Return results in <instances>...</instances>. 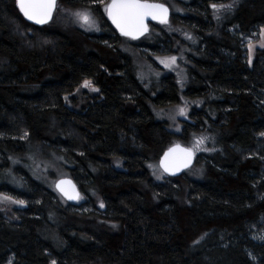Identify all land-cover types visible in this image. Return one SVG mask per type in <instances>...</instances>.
<instances>
[{"label":"trees","instance_id":"trees-1","mask_svg":"<svg viewBox=\"0 0 264 264\" xmlns=\"http://www.w3.org/2000/svg\"><path fill=\"white\" fill-rule=\"evenodd\" d=\"M60 1L88 9L98 31L37 24L17 0H0V170L37 146L65 161L84 200L62 203L15 166L21 186L2 180L0 193L25 206L16 221L0 214V264H264V48L251 65L247 56L264 28V0H238L216 17L211 5L230 0H177L166 24L150 22L131 42L159 70L153 56L186 47L183 91L171 72L144 87L127 38L106 17L109 0ZM84 80L99 91L71 109L65 97ZM181 96L201 104L175 133L153 108ZM195 134L208 138L195 158L203 178L155 181L148 165Z\"/></svg>","mask_w":264,"mask_h":264},{"label":"rangeland","instance_id":"rangeland-1","mask_svg":"<svg viewBox=\"0 0 264 264\" xmlns=\"http://www.w3.org/2000/svg\"><path fill=\"white\" fill-rule=\"evenodd\" d=\"M177 0H167V3H164L168 6L170 11L178 12L180 11V6L176 2ZM238 0H230L227 3L223 4H216V5H234ZM56 8L53 10L52 18L45 24L55 23L56 26L60 27L61 29H64L65 31L72 30V29H81L87 32H96L99 29L98 21L94 17V15L85 8H70L67 7L65 4H63L60 0H56ZM106 6V5H105ZM233 7V6H232ZM231 7V8H232ZM231 8H220L219 10H214L212 8V11L214 13V16L216 17L218 14H221L224 12V10H230ZM89 11L92 15V17L95 20V26L89 27L88 25L82 24L78 18L74 15L78 11ZM168 22V20H167ZM159 24H166V23H159ZM261 29L260 28L256 34V36L249 41L247 44V56H248V63L249 65L252 64L256 51L258 49H263L261 45H264V38L261 37ZM181 37L188 39L189 34L187 32H180L179 33ZM134 41L132 39L127 38L126 42L124 43L123 47L124 49L131 55L133 59L134 66L136 68V73L139 78V80L144 84V87L146 89L151 88L160 78L161 74L164 72H171L176 77L177 85L180 89V91H183L186 86V72H185V65L187 64V59L185 55L183 54L186 52V47H182L180 49V52L178 54H169V55H160V56H153V60L162 68V70H159L152 66L146 59L142 58L138 51L132 47L131 42ZM252 45V51H251V62H249V44ZM176 57V61L174 64H171L170 67H165L163 63H161V60L168 61L170 63L169 58ZM85 81V80H84ZM84 81H82L75 89L74 91L66 96V104L68 107L74 110H81L86 104H88L92 97L97 95L98 91H92L90 88L82 87ZM92 87L96 88L93 84ZM201 104L200 100H191L186 97L181 96L180 101L177 104H172L166 107L162 108H153L154 115L157 119L165 120L167 122V128L175 133H180L182 128V122L181 120H186L188 118V114L190 109L193 106H199ZM184 108L185 113L184 115L179 114V109ZM200 137H204L199 134H195L191 137L188 143H181L179 141H174L168 149L173 148L174 146H179L182 149H190L193 152L191 162L189 167L183 170L187 174L189 178L195 179V180H201L203 178V165L202 164H196L195 158L197 154L201 152L207 151L206 146V140L202 145L199 146L197 149L194 147L196 140ZM35 146V145H34ZM186 157L182 156V151L178 148H174L173 151H169V156L167 157L166 162L172 166V165H178L180 164ZM111 164L116 169H122V160L120 158L114 157L110 159ZM151 165V167H150ZM15 166H22L24 169L27 170L31 174L32 177H34L36 180L41 182L43 185H45L47 188H50L54 190L62 203L67 202H75L80 203L84 200V197L78 193V191L75 188V191L67 192L69 195H75L79 194L78 199H69L67 195H65L62 191H60L57 188V181L59 179L68 178L70 179V173L68 171L67 164L60 156H57L53 153H42L39 148L36 146L31 151H28L26 154H23L21 156L12 157L11 158V166L1 171L0 170V181L6 180L9 181L10 184L13 186L19 188L21 186V182L17 180L13 175V168ZM148 169L150 172L151 177L155 181H163L167 174L164 171V168L161 166V161L151 162L148 165ZM159 177V179L157 178ZM73 183V182H72ZM73 192V193H72ZM0 195L3 196H9L4 193H0ZM93 195V194H92ZM11 197V196H9ZM12 200H18L13 197H11ZM95 204L98 208L102 209L101 204H103L101 198L98 195H95ZM25 206V203L23 204H17L12 203L8 200L0 199V214H2L4 217H6L10 221H16V209L22 208ZM88 225L90 220H87ZM85 222V224H86ZM97 224H101L99 221L96 222ZM87 225V224H86ZM101 225L104 227H107L108 229L115 230L116 224L112 222H103Z\"/></svg>","mask_w":264,"mask_h":264},{"label":"snow or ice","instance_id":"snow-or-ice-1","mask_svg":"<svg viewBox=\"0 0 264 264\" xmlns=\"http://www.w3.org/2000/svg\"><path fill=\"white\" fill-rule=\"evenodd\" d=\"M18 4L24 16L37 24L47 23L52 18L53 10L57 6L56 0H18ZM211 6L214 10H219L220 8H231L233 5L213 4ZM168 11L169 10L165 7V5L150 3L148 0H111V2L105 6V12L107 13L109 19L120 30L121 34L131 37L132 39H136L139 35H142L147 31V25L144 23L145 18L147 17H151L153 20H159L160 23H167ZM74 15L82 24L88 25L89 27L95 26V20L89 11H78ZM261 37L264 38V28L261 29ZM261 46L264 47V45ZM251 51L252 45L250 43L249 62H251ZM169 60L170 63L165 60H161V63H163L165 67H170L171 64L175 63L176 57L173 56L169 58ZM82 87L90 88L92 91H99V89L92 87V82L89 80H85ZM65 99H67V97H65ZM184 113L185 109L180 108L179 114L184 115ZM261 135H264V133H261ZM206 139L208 138L200 137L196 140L194 147L198 149ZM181 151L185 153L186 158L182 161V163L172 166L166 162L168 153H165V160L161 161V166L164 168L165 172L175 173L180 170V167L188 166L191 162L193 152L190 149H182ZM157 178L159 179V177ZM65 183L69 182L60 181L58 182L57 187L61 188V185ZM61 191H64V189L61 188ZM64 194L67 195L69 199L79 198L78 193L75 195H69L66 191H64ZM0 199L8 200L17 204L24 203L22 200H12L9 196L0 195ZM103 206L104 205L101 204V207ZM53 264H55V261H53Z\"/></svg>","mask_w":264,"mask_h":264},{"label":"water","instance_id":"water-1","mask_svg":"<svg viewBox=\"0 0 264 264\" xmlns=\"http://www.w3.org/2000/svg\"><path fill=\"white\" fill-rule=\"evenodd\" d=\"M111 2V0H109V2L108 3H110ZM148 2H150V3H159V4H163V5H165L164 3H162V2H158V1H148ZM107 3V4H108ZM17 4H18V0H17ZM18 7H19V4H18ZM165 7H167L168 8V6L167 5H165ZM19 9H20V7H19ZM21 10V9H20ZM168 17H167V20H168V18H169V16H170V9L168 8ZM22 12V11H21ZM23 13V12H22ZM105 14H106V17L108 18V20L110 21V23L112 24V26L115 28V30L121 35V36H123V37H126V38H129V39H132L131 37H128V36H124V35H122L121 34V32H120V30L112 23V21L109 19V17H108V15H107V13L105 12ZM27 18V17H26ZM32 21V20H31ZM34 22V21H33ZM150 22H155V23H160L159 22V20H153L151 17H147V18H145V21H144V23L147 25V29H148V24L150 23ZM147 32V31H146ZM146 32H144L142 35H139L136 39H132V40H137V39H140L142 36H144L145 34H146ZM180 149V150H182V148H180L179 146L177 147H173V148H170V149H167L166 151H165V153H168V156H169V151L170 150H173V149ZM165 153L163 154V156L160 158V160L159 161H162V160H165ZM182 156H185V153L184 152H182ZM191 158H192V156H191ZM166 160H167V158H166ZM182 163V162H181ZM190 164V163H189ZM187 167H189V165L187 166ZM187 167H180V170L179 171H177V172H175V173H171V172H165L166 174H167V176H176V175H179L180 173H182L183 172V170L184 169H186ZM60 181H66V182H69V183H65V184H63V185H61V188H63L64 189V191H66V192H70V191H75V186H74V184L68 179V178H63V179H59L58 181H57V184H58V182H60ZM58 188V187H57ZM61 188H58L60 191H61ZM64 191H62L63 193H64ZM72 192V193H73Z\"/></svg>","mask_w":264,"mask_h":264}]
</instances>
